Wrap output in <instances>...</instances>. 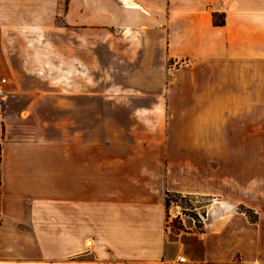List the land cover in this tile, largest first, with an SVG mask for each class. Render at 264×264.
<instances>
[{
  "label": "crops",
  "instance_id": "0c3cea01",
  "mask_svg": "<svg viewBox=\"0 0 264 264\" xmlns=\"http://www.w3.org/2000/svg\"><path fill=\"white\" fill-rule=\"evenodd\" d=\"M0 79V264H264V0H0Z\"/></svg>",
  "mask_w": 264,
  "mask_h": 264
},
{
  "label": "rangeland",
  "instance_id": "374dc122",
  "mask_svg": "<svg viewBox=\"0 0 264 264\" xmlns=\"http://www.w3.org/2000/svg\"><path fill=\"white\" fill-rule=\"evenodd\" d=\"M34 83H36V82H34ZM43 84H46L44 81L42 82ZM3 85L4 84H1L0 83V88L2 89V91H3ZM55 89V88H54ZM48 101H49V103H50V109H49V111H48V120H49V126H48V135H49V138L50 139H52V138H55L56 137V116H57V114H56V109H55V106L54 107H52V105H54L55 104V102H56V97H55V95H53V94H50V96H49V98H48ZM178 204H176V205H173V204H170V208L169 209H172V208H177V209H179V211H180V213H181V208H180V206L183 204H181V202H177ZM206 201L204 200V199H201V198H191L190 199V201H189V203L188 204H190L191 206H185L186 208L188 207V208H192L191 210H189L188 208H187V210H186V212L185 213H187V214H194V215H197V217H198V220L200 221V224H201V226H203V224H202V220H200V217L199 216H202L203 215V213H201L200 214V212H198L197 210H196V208H198L199 206H204V205H206ZM238 210L239 211H242L243 213H244V210H246L245 208H242V207H238ZM249 211V213L246 215V217L251 221V222H254L255 220H256V213L254 212V211H251V210H248ZM175 217H172V219H171V221L174 219ZM190 219V218H189ZM172 223V222H171ZM170 223V224H171ZM194 225H195V223H194ZM192 231H197V232H200V230H197L196 228L195 229H193Z\"/></svg>",
  "mask_w": 264,
  "mask_h": 264
},
{
  "label": "trees",
  "instance_id": "16d2710c",
  "mask_svg": "<svg viewBox=\"0 0 264 264\" xmlns=\"http://www.w3.org/2000/svg\"><path fill=\"white\" fill-rule=\"evenodd\" d=\"M213 22L216 26H222L223 23H224V17L223 15H217V14H214L213 15ZM192 197H189V196H182V195H179V194H171V193H166L165 195V208H166V213H167V219L169 218V214H168V211H169V208H170V204H173V205H176L178 204L177 202H181V213L188 216L191 220L194 221L195 225H194V229L196 228L197 230H202V226L200 224V221L198 220V217L197 215H194V214H187L185 213L187 208L189 206H191L189 203L190 199ZM188 206L187 208L185 206ZM189 210H191L192 208H188ZM249 211L248 209L244 210V214H248ZM172 222V223H171ZM171 223V224H170ZM169 226H170V229L172 232L174 233H180V232H187L189 230H187L181 223L180 219L178 217H175L172 221L169 222ZM209 264V263H208Z\"/></svg>",
  "mask_w": 264,
  "mask_h": 264
},
{
  "label": "built area",
  "instance_id": "2783aa9c",
  "mask_svg": "<svg viewBox=\"0 0 264 264\" xmlns=\"http://www.w3.org/2000/svg\"><path fill=\"white\" fill-rule=\"evenodd\" d=\"M0 83L1 84H4L5 83V80L4 79H0ZM1 96H3V91H2V89L0 88V97ZM178 216L180 217V218H189L188 216H186V215H184V214H182V213H178ZM178 217V218H179ZM200 217V220H202V217L201 216H199ZM194 222V221H193ZM180 261L182 260V259H179Z\"/></svg>",
  "mask_w": 264,
  "mask_h": 264
}]
</instances>
